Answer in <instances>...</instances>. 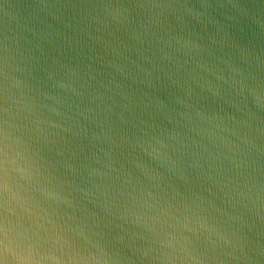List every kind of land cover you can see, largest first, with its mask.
Wrapping results in <instances>:
<instances>
[{"label": "clouds", "instance_id": "9594fccd", "mask_svg": "<svg viewBox=\"0 0 264 264\" xmlns=\"http://www.w3.org/2000/svg\"><path fill=\"white\" fill-rule=\"evenodd\" d=\"M0 264H264V0H0Z\"/></svg>", "mask_w": 264, "mask_h": 264}]
</instances>
